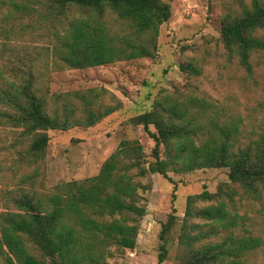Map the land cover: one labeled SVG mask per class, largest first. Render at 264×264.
Listing matches in <instances>:
<instances>
[{
	"label": "trees",
	"instance_id": "1",
	"mask_svg": "<svg viewBox=\"0 0 264 264\" xmlns=\"http://www.w3.org/2000/svg\"><path fill=\"white\" fill-rule=\"evenodd\" d=\"M14 14L32 16L50 23L48 50L58 68L83 69L138 58L154 59L158 53L160 26L172 15L165 0H1ZM36 4L38 6H32ZM221 40L251 70L253 52L264 51V0L241 3L238 11L222 17ZM10 39L16 33L9 27L0 32ZM14 78L4 77L0 87V118L16 130L13 147L17 161L38 165L46 155L49 131L92 127L122 108L123 102L106 87H88L64 92L42 91L34 61L20 59ZM180 69L199 75L192 61ZM3 77V75L1 76ZM211 103L189 95L174 99L168 95L156 100L150 110L130 119L143 125L155 140L148 160L138 141L122 140L103 162L97 175L58 184L52 194L38 197L33 190L13 195V211L1 215L0 264H102L107 246L115 244L135 249L138 220L146 215L138 205L139 176L158 174L176 184L169 172L188 173L198 169L226 168L231 183L255 197L264 195V130L258 138L244 142L239 124L205 119ZM150 126L154 130H150ZM145 162L148 163L145 166ZM218 193L204 189L188 195L186 215H194L197 198L217 199ZM203 217L223 224L227 235L220 241L202 243L201 236L180 228L179 249L174 264H251L247 255L262 239L237 235L228 227L235 218L224 203L199 210ZM173 205L162 224L158 264L168 259V235L176 225ZM38 254H37V253Z\"/></svg>",
	"mask_w": 264,
	"mask_h": 264
},
{
	"label": "rangeland",
	"instance_id": "2",
	"mask_svg": "<svg viewBox=\"0 0 264 264\" xmlns=\"http://www.w3.org/2000/svg\"><path fill=\"white\" fill-rule=\"evenodd\" d=\"M165 1L170 4L172 15L159 27L158 53L154 59L138 58L69 69L51 63L47 48L50 38L46 34L50 23L35 21L36 13L32 16L14 14L13 18L6 19L10 7L0 0V32L9 27L16 31L10 39L0 33V87L6 86L2 82L5 76L14 78L11 66L17 69L22 65L21 59L23 64L34 61L37 85L42 91L53 93L103 86L123 102L121 109L95 126L49 131L45 158L37 166L17 161V148L13 147L17 132L0 118V219L6 211H13L15 194L33 190L44 198L54 193L58 184L97 175L122 140L138 141L148 160H152L154 138L143 125H134L130 119L150 110L156 100L167 95L181 100L189 95L205 98L212 106L207 109L204 122L215 118L220 123H237L243 131L244 142L259 137L264 130V51L252 53L249 71L236 54L225 48L220 29L226 13L238 11L242 2L250 4L251 0ZM259 34L264 36V32ZM186 60L192 61L201 73L183 72L180 63ZM4 108L0 103V110ZM150 130L154 127L150 126ZM169 175L176 184L174 204L173 183L158 174L137 177L142 184L137 204L147 211L138 220L137 247L128 249L110 244L102 264H158L162 224L167 221L173 205L178 218L168 235L169 254L163 264L175 263L183 225L189 234L201 236L202 243L222 240L227 228L199 214L200 209L219 201L235 218L236 224L229 229L237 235L262 239L261 245L250 252L247 259L251 264H264V195L255 197L231 183L226 168L188 173L170 171ZM204 189L218 193V200L197 198L192 206L195 214L187 216L188 195Z\"/></svg>",
	"mask_w": 264,
	"mask_h": 264
}]
</instances>
